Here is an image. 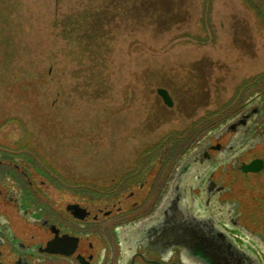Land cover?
I'll use <instances>...</instances> for the list:
<instances>
[{"label":"rangeland","instance_id":"obj_1","mask_svg":"<svg viewBox=\"0 0 264 264\" xmlns=\"http://www.w3.org/2000/svg\"><path fill=\"white\" fill-rule=\"evenodd\" d=\"M253 81L264 0H0V145L63 178L118 175L185 144Z\"/></svg>","mask_w":264,"mask_h":264},{"label":"flooded vegetation","instance_id":"obj_2","mask_svg":"<svg viewBox=\"0 0 264 264\" xmlns=\"http://www.w3.org/2000/svg\"><path fill=\"white\" fill-rule=\"evenodd\" d=\"M247 87L100 180L0 145V264H264V81Z\"/></svg>","mask_w":264,"mask_h":264},{"label":"water","instance_id":"obj_3","mask_svg":"<svg viewBox=\"0 0 264 264\" xmlns=\"http://www.w3.org/2000/svg\"><path fill=\"white\" fill-rule=\"evenodd\" d=\"M157 94L159 95V97L162 99L163 103L166 106H168V107L173 106V100H172L171 96L169 95V93L166 89L158 88Z\"/></svg>","mask_w":264,"mask_h":264},{"label":"trees","instance_id":"obj_4","mask_svg":"<svg viewBox=\"0 0 264 264\" xmlns=\"http://www.w3.org/2000/svg\"><path fill=\"white\" fill-rule=\"evenodd\" d=\"M57 25H58V24H57ZM76 40L78 41L79 44H80V43H85V45L88 46V47H91L92 45H93V46H96V45H97V44H96V41H97V40H95V41H94V40H90V41L88 40V41H85V42H81L82 37L76 38Z\"/></svg>","mask_w":264,"mask_h":264}]
</instances>
